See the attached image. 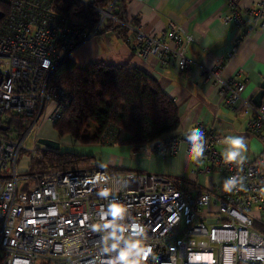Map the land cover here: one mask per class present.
Returning <instances> with one entry per match:
<instances>
[{
    "label": "built area",
    "instance_id": "built-area-1",
    "mask_svg": "<svg viewBox=\"0 0 264 264\" xmlns=\"http://www.w3.org/2000/svg\"><path fill=\"white\" fill-rule=\"evenodd\" d=\"M127 1L0 0L7 4L0 18V126L9 115L31 118L21 135L0 127V264H107L115 253L101 251L106 232L94 226L111 220L101 213L113 201L126 209L120 222L125 238L138 240L147 253L139 264H264V96L259 105L243 97L244 83L224 76L222 61L204 74L218 86L222 102L249 114L248 131L262 143L252 158L225 163L218 147L222 133L196 123L146 146L161 155L183 148L188 154L185 136L200 128L205 151L191 159L193 179L91 165L37 170L32 182H19L22 150L40 153L25 144L28 133L43 119L55 120L70 101L66 90L49 81L52 67L82 43L125 29L122 39L139 57L153 56L180 71L189 68L186 51L194 35L171 17L165 29L146 30L127 14ZM227 3L221 20L237 28L230 57L251 27L243 13L253 24L262 20L264 0L245 11L238 0ZM212 171L220 180L196 179ZM231 177L238 183L225 191L224 181ZM101 191L108 195L100 196ZM137 224L143 235L133 237Z\"/></svg>",
    "mask_w": 264,
    "mask_h": 264
},
{
    "label": "crops",
    "instance_id": "crops-1",
    "mask_svg": "<svg viewBox=\"0 0 264 264\" xmlns=\"http://www.w3.org/2000/svg\"><path fill=\"white\" fill-rule=\"evenodd\" d=\"M253 1L255 0H238L244 11ZM126 9L127 14L141 23L146 30L165 29L166 20L171 17L192 33L194 41L189 43L186 51L191 61L189 68L180 71L153 56L139 57L130 44L115 32L99 34L82 43L75 50L82 60L77 62L85 64L98 59L106 62L130 61L152 75L160 88L174 99L180 118L176 133H181L196 123H202L222 133L223 139L218 145L220 150L224 151L227 147L223 143L225 137L243 136L247 145L244 158H252L259 152L262 148L260 139L248 131L249 114L230 110L228 105L220 100L218 86L212 79H207L204 73L205 69L211 68L217 62H224L222 74L243 82L241 95L251 100L264 81V17L253 24L251 17L243 13L246 23L251 27L239 49L228 57L237 28L232 23H224L221 20V15L229 11L227 0H128ZM130 152L132 156L142 159L139 164L133 165L136 169L134 171L141 172H147L145 169L148 168V162L140 166L145 159L153 153H158L147 147L138 150L132 147ZM170 155H177L180 160L185 159L183 172L189 169L187 177L193 179L192 160L184 148ZM99 164H103L102 161ZM182 173L179 172L177 176L183 177ZM196 179L205 184L214 181L210 180L208 175H199Z\"/></svg>",
    "mask_w": 264,
    "mask_h": 264
},
{
    "label": "trees",
    "instance_id": "trees-1",
    "mask_svg": "<svg viewBox=\"0 0 264 264\" xmlns=\"http://www.w3.org/2000/svg\"><path fill=\"white\" fill-rule=\"evenodd\" d=\"M6 9L7 4L0 2V10ZM116 29L121 38L127 33L125 29ZM49 81L70 94L69 104L52 121V126L59 135H69L79 142L144 145L176 133L180 125L174 99L152 75L130 61L98 59L82 64L68 57L53 65ZM3 122L10 134L21 135L31 118L9 115ZM42 151L39 168L94 161L93 155L71 150L43 148ZM114 169L117 173L130 171Z\"/></svg>",
    "mask_w": 264,
    "mask_h": 264
},
{
    "label": "rangeland",
    "instance_id": "rangeland-1",
    "mask_svg": "<svg viewBox=\"0 0 264 264\" xmlns=\"http://www.w3.org/2000/svg\"><path fill=\"white\" fill-rule=\"evenodd\" d=\"M104 34V33H103ZM100 34V35H103ZM79 48V47H78ZM72 57L76 61H82L78 56V51H74L72 54ZM78 58V60L76 59ZM231 110V109H230ZM93 128V123L89 124V129ZM88 129V131H89ZM17 135V134H16ZM51 138L54 140H57L60 144L59 151L60 150H71L74 152H81L86 153L88 155L94 156V161L90 164H82V165H70V166H95L93 165L94 162L97 164L102 161L103 165L105 167H108L114 171H116L117 168L119 170H136L133 165L135 163L139 164V161L142 160L140 157L132 156L130 149L133 147L134 149H146L147 144L144 145H128V144H106V145H94L91 143H82L77 141L76 139L72 138L69 135H59L57 131L52 126V120L50 119H43L39 125L38 128L32 129L25 139V144L28 147H33L36 145L39 154L33 155L28 149L22 150L20 154V160H19V172H23L24 180H20V183L25 182H32L34 180L33 178V171H43L47 169H51L53 167H45V168H39V162L41 161L43 157V148H46L43 143L39 142V138ZM153 143V142H152ZM150 146V145H148ZM164 157H161V154L156 153L152 154L151 156H148L147 159L140 165L144 166L148 162V168L145 169L147 172H160L161 170H164V173L169 175H177L179 172H183L186 166L185 159L180 160L181 158H178L177 155H170L169 153H163ZM180 157V156H179ZM63 165V164H60ZM64 167V166H62ZM114 167V168H112ZM140 170V169H137ZM145 172V171H142ZM183 177H187L189 174V169L185 172H183ZM186 174V175H185ZM207 175L210 177V180H220V173L216 172H208ZM39 264V263H37Z\"/></svg>",
    "mask_w": 264,
    "mask_h": 264
},
{
    "label": "clouds",
    "instance_id": "clouds-1",
    "mask_svg": "<svg viewBox=\"0 0 264 264\" xmlns=\"http://www.w3.org/2000/svg\"><path fill=\"white\" fill-rule=\"evenodd\" d=\"M185 142L190 146L188 148L189 158L193 161L198 160L205 151V137L200 128H193L185 136ZM223 143L227 145L222 153L225 163L240 162L244 160V153L247 151V145L243 136H227ZM238 183L236 177H231L224 181L223 189L231 191ZM100 196L106 197L108 193L101 191ZM126 214L124 206L116 201L109 204L107 210L101 213V218L111 217L110 221L94 226V230L106 232L102 238L101 251L104 253H115L107 264H139V261L146 256V251L140 248V243L135 239H126L124 232L126 229L120 223ZM143 228L140 225L132 226V236L143 235Z\"/></svg>",
    "mask_w": 264,
    "mask_h": 264
},
{
    "label": "water",
    "instance_id": "water-1",
    "mask_svg": "<svg viewBox=\"0 0 264 264\" xmlns=\"http://www.w3.org/2000/svg\"><path fill=\"white\" fill-rule=\"evenodd\" d=\"M3 11H0V18L3 16ZM70 58L74 59L72 56H70ZM75 60V59H74ZM264 95V81L260 84V87L258 89V91L253 95L251 101L255 104V105H259L260 102L262 101V97ZM2 129H6V126H0ZM39 142L43 143V145L46 148H50L53 149L55 151H59V142L57 140L51 139V138H39L38 139Z\"/></svg>",
    "mask_w": 264,
    "mask_h": 264
}]
</instances>
